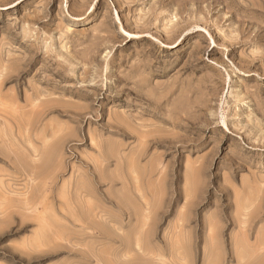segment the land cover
<instances>
[{"label": "rangeland", "instance_id": "1", "mask_svg": "<svg viewBox=\"0 0 264 264\" xmlns=\"http://www.w3.org/2000/svg\"><path fill=\"white\" fill-rule=\"evenodd\" d=\"M0 63V264H264V0H0Z\"/></svg>", "mask_w": 264, "mask_h": 264}, {"label": "bare ground", "instance_id": "2", "mask_svg": "<svg viewBox=\"0 0 264 264\" xmlns=\"http://www.w3.org/2000/svg\"><path fill=\"white\" fill-rule=\"evenodd\" d=\"M171 23V22H170ZM26 60H24V62H25ZM1 64V63H0ZM6 69V68H5ZM7 69H9L8 67H7ZM1 70V69H0ZM5 71H7V73H10L8 70H5ZM7 73L5 74L4 73V71H2L1 73H0V76L2 77V78H4L5 80H7L11 75H7ZM14 74V73H13ZM15 75V74H14ZM12 77V76H11ZM1 79V78H0ZM4 79H3V81H4ZM10 79V78H9ZM13 79V78H12ZM2 80V79H1ZM0 80V81H1ZM38 87V86H37ZM4 91V90H3ZM7 91V90H6ZM9 92V91H8ZM11 93H13V92H11ZM14 94V93H13ZM51 94V93H50ZM49 95V94H48ZM47 95V96H48ZM51 95H53V93L51 94ZM40 96V95H39ZM45 97H46V95H45ZM50 97V96H49ZM29 98V97H28ZM50 101V100H49ZM48 100L47 101H45L46 103H48L49 102ZM44 102V101H43ZM45 102L42 104L43 106L41 107V108H37V109H41V111L39 112L38 110V112H32V111H34L33 109H32V111H31V115H30V119H31V117H32V114L35 116V113H36V115L37 114H40L39 116H41L45 111H48L49 109H51V106H52V108H54V107H57L58 108V106H55L54 104H52L51 102L50 103H48L49 105H51V106H46V104H45ZM38 103V102H37ZM12 104V103H11ZM35 105V104H34ZM39 105H40V103H39ZM38 105V106H39ZM54 105V106H53ZM36 106V105H35ZM37 106V107H38ZM41 106V105H40ZM46 106V107H45ZM34 107V106H33ZM49 107V109H46V108H48ZM59 107H61L60 105H59ZM91 107V106H90ZM36 108V107H35ZM86 110H87V108H85ZM51 111V110H50ZM66 112H68L67 110H66ZM74 112H79V111H74ZM82 113V112H81ZM30 114V113H29ZM80 115V114H79ZM88 115V114H87ZM28 116V115H27ZM33 116V117H34ZM39 116H38V118H39ZM100 116V115H99ZM37 117V116H36ZM28 117H26V119H27ZM35 118V117H34ZM21 119V118H20ZM29 119V120H30ZM36 119V120H35ZM34 119V121H35V123H36V121H37V118H35ZM74 119V118H73ZM32 120V119H31ZM117 120V119H116ZM119 120V119H118ZM81 121V120H80ZM143 121V120H142ZM22 122V121H21ZM26 122V121H25ZM37 122H39V121H37ZM43 122V121H42ZM26 123H30L31 124V121L30 122H28V120H27V122ZM17 124V123H16ZM27 124V125H28ZM120 124H122V123H120ZM128 126V125H127ZM21 127V126H20ZM20 127H18V126H16V132L17 133H21L22 134V132H21V128ZM28 127H30V126H28ZM129 127V126H128ZM26 128V127H25ZM49 128V127H48ZM114 128V127H113ZM126 128V127H125ZM47 129V128H46ZM53 129V128H52ZM129 129H130V127H129ZM29 130H31V128L29 129ZM120 130V129H119ZM135 130V129H134ZM24 131H25V129H24ZM121 131V130H120ZM130 131V130H129ZM148 131V130H147ZM26 132H28V130L26 129V131H25V135H26ZM131 132V131H130ZM148 132H150L151 134H152V132L151 131H148ZM29 135V134H28ZM65 135V134H64ZM67 135V134H66ZM140 135V134H139ZM147 135V134H146ZM146 135H142V137H144L145 136V138L147 137ZM150 135V134H149ZM93 136V135H92ZM28 137V136H27ZM141 137V138H142ZM155 137V136H154ZM29 138V137H28ZM67 138V137H66ZM69 138V137H68ZM67 138V139H68ZM95 138V137H94ZM63 140H67V139H65L64 137L62 138ZM29 140V139H28ZM143 140H144V138H143ZM2 142L3 143H6V140L3 138L2 139ZM94 142H95V139H94ZM144 142V141H143ZM97 143V142H96ZM142 143V142H141ZM146 143V142H145ZM144 144V143H143ZM142 144V145H143ZM31 146H30V149L27 151V153H28V155L26 156L27 157V163H30V164H32L33 166L32 167H30V168H25V169H23V170H21V172H22V174L27 178V180H28V185H29V189H32L31 191L33 192V193H31L30 192V194H18L19 196H21L22 197V200H21V203H22V205H23V207L24 208H26V210H28L27 212H31V214H33V215H36L37 217H40V215L43 213V214H48V212H50V213H52V214H54V215H51V216H55L56 215V210H55V208H54V203H55V201L54 200H56V198L55 197H52L51 196V194H53L51 191H53L52 189H53V186H54V181H51V182H48V181H44L43 183H42V185H39L38 184V182H37V180L39 179V178H42V176H43V169L41 168V167H43L44 165H46L47 163H48V161L50 160V156H48V155H46V157H45V159H43L42 158V160H41V158H40V152H39V150L35 147V145H33V144H30ZM38 147V146H37ZM4 155H6V154H4ZM98 155V154H97ZM1 156H3V155H1ZM4 157V156H3ZM49 157V158H48ZM5 158V157H4ZM15 158V157H14ZM13 157H11V155H10V157H8L7 158V160L5 161L6 163H12L13 162V159H14ZM5 160V159H4ZM16 160H17V158H16ZM43 161V162H42ZM38 162H40L41 163V165H37L38 164ZM62 162V161H61ZM90 162V161H89ZM14 163V162H13ZM17 164V163H16ZM59 164V163H58ZM57 164V165H58ZM61 164V163H60ZM62 165V164H61ZM22 169V168H21ZM135 172V171H134ZM134 174V173H133ZM139 176V175H138ZM45 177H46V175H45ZM137 178V177H136ZM45 180H47V179H45ZM1 182V181H0ZM3 183V182H2ZM136 183V182H135ZM65 185V184H64ZM70 185V184H69ZM72 185V184H71ZM70 185V186H71ZM11 186V185H10ZM66 187L67 186H65V188L64 189H66ZM72 187V186H71ZM12 189V187H8V185H6V184H0V191L2 190L3 192H7V191H10ZM7 190V191H6ZM26 190V189H25ZM1 191V192H2ZM36 191H38V192H40L41 193V197L42 198H40L39 196H37V194H35L36 193ZM66 192H68V188L65 190ZM64 191V192H65ZM83 191V188H80V187H78V189H77V191H76V193H75V195H74V197L73 196H70V199L68 198V197H65L64 196V201H63V203H62V205L64 206V207H67L68 208V211H70L71 212V216H72V218H73V220H74V222L75 223H80L81 224V229H83L84 231L85 230H87V229H90L91 228V224H95V223H97L98 225H100V223H99V221H101V219H102V215H101V211L96 207V208H93V209H91L90 208V210H92V211H90L91 212V216L90 217H92V220L93 221H91L89 224H88V221H86L85 219H84V217H86L84 214H82V213H80V212H82V210H83V207H85V201H86V194L87 193H83L82 192ZM0 192V193H1ZM54 192V191H53ZM6 194L5 193H2V200L3 201H5L6 202V200H7V198H6V196H5ZM17 197V196H16ZM19 198V197H18ZM1 199V198H0ZM40 199H42L43 200V202H40V203H38V200H40ZM63 199V198H62ZM69 200V201H68ZM75 201L76 203H72V201ZM20 202V201H19ZM5 204V203H4ZM73 205V206H72ZM42 207V210H41V212H40V210H39V207ZM88 206L86 205V208H87ZM2 208V209H1ZM0 208V210L1 211H3V210H5L6 208H8V210L10 209L8 206H4V207H1ZM5 211H7V210H5ZM14 211V210H13ZM64 211V210H63ZM66 212V211H65ZM9 215V214H8ZM12 216V215H11ZM11 216H10V218H11ZM29 216H31V215H29ZM28 216V217H29ZM49 216V215H48ZM37 217L36 218H34V219H36V220H34L35 222H37L38 220H37ZM29 218H31V217H29ZM8 219V218H7ZM28 219V218H27ZM40 219V218H39ZM44 219H46V218H42L41 217V219L39 220V221H41V220H44ZM48 220H49V218H48ZM48 220H46L47 222H48ZM147 220V219H146ZM38 221V222H39ZM30 222V221H29ZM42 222V221H41ZM45 222V221H44ZM43 222V223H44ZM145 224H146V222H145ZM46 225V224H45ZM96 225V224H95ZM146 226V225H145ZM38 227H40L41 228V226H38ZM44 227V226H43ZM42 227V228H43ZM97 227V226H96ZM93 228V227H92ZM41 230V229H40ZM94 230V229H93ZM93 230H91V231H93ZM42 231V230H41ZM88 231V230H87ZM180 231V230H179ZM94 232V231H93ZM37 233V232H36ZM35 233V234H36ZM39 234V233H38ZM40 235V234H39ZM35 236H37L38 237V235H35ZM139 237H140V235H139ZM143 238V237H142ZM138 239V238H137ZM139 240V239H138ZM144 240V239H143ZM98 241V240H97ZM264 241V240H263ZM136 242H139V241H136ZM96 243V242H95ZM143 243V242H142ZM263 243L264 242H262V244L261 243H259L256 247L258 248H256V250H259V248L261 247V246H264L263 245ZM98 244H99V241H98ZM138 245V244H137ZM41 246V245H40ZM136 246V245H135ZM141 246V245H140ZM50 248V247H49ZM48 248V250L47 251H49L50 249ZM54 248V247H53ZM54 249H56V248H54ZM25 250V249H24ZM43 250V249H42ZM42 250H41V252L40 253H42ZM57 250V249H56ZM140 250H141V247H140ZM143 250V249H142ZM28 251V250H27ZM260 251V250H259ZM140 252V251H139ZM142 252V251H141ZM28 253V252H27ZM43 253H45V252H43ZM49 253V252H48ZM26 254V253H25ZM32 254V253H31ZM28 255V254H27ZM29 255H30V252H29ZM28 255V256H29ZM144 255V254H143ZM31 256V255H30ZM26 258H28V257H26ZM256 259V258H255Z\"/></svg>", "mask_w": 264, "mask_h": 264}]
</instances>
